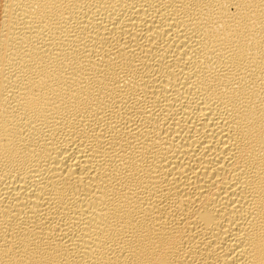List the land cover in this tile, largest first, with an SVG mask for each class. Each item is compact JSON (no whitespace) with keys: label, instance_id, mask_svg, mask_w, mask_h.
<instances>
[{"label":"bare ground","instance_id":"bare-ground-1","mask_svg":"<svg viewBox=\"0 0 264 264\" xmlns=\"http://www.w3.org/2000/svg\"><path fill=\"white\" fill-rule=\"evenodd\" d=\"M0 264H264V0H0Z\"/></svg>","mask_w":264,"mask_h":264}]
</instances>
